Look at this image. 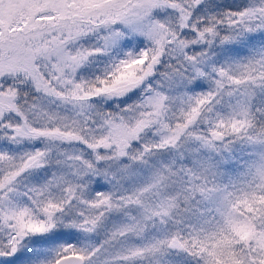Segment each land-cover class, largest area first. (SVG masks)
<instances>
[{
    "label": "snow or ice",
    "instance_id": "obj_1",
    "mask_svg": "<svg viewBox=\"0 0 264 264\" xmlns=\"http://www.w3.org/2000/svg\"><path fill=\"white\" fill-rule=\"evenodd\" d=\"M0 264H264V0H0Z\"/></svg>",
    "mask_w": 264,
    "mask_h": 264
}]
</instances>
